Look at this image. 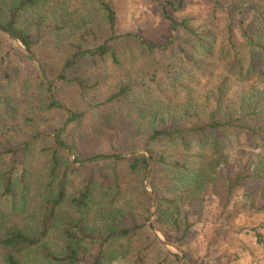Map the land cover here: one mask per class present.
<instances>
[{"label":"rangeland","instance_id":"obj_1","mask_svg":"<svg viewBox=\"0 0 264 264\" xmlns=\"http://www.w3.org/2000/svg\"><path fill=\"white\" fill-rule=\"evenodd\" d=\"M103 2L114 10L113 30ZM13 4L14 0H0L3 15ZM166 12L213 36L212 55L203 57L196 48L190 52L197 56L191 57L199 62L197 67H190L178 49L147 55L132 38L119 45L116 62L110 57H88L67 65L73 45L95 48L112 34L130 33L160 45L180 37L189 44L181 27L172 29ZM18 26L30 36L34 59L19 40L0 31V152L28 144L34 174L49 170L45 149L61 130L74 162L77 154L82 158L113 152L147 159L164 153L183 159L188 154L180 148L153 144L150 129L169 125L172 119L173 124L189 128L214 110L223 122L236 114L235 126H264V51L252 49L241 30L264 47V0H45L24 9ZM229 28L236 54L229 46ZM60 74L76 77L84 85L59 81ZM136 85L139 88L129 96L111 101L119 87ZM255 108L261 110L259 115L242 117ZM72 114L79 118L70 121ZM222 143L213 182L184 213L189 225L185 236L183 227L177 232L169 222L156 221L155 190L171 194L166 192L165 168L154 165L150 176L151 165L144 173L119 164L123 197L106 221L117 227H140L136 235L117 245L123 250L119 253L125 254L120 264H135L140 253L144 264H175L178 254L180 264H264V145L229 132ZM87 177V171L74 172L68 193L80 189ZM237 177L238 185L231 186ZM143 190L154 196V207ZM38 199L33 189L27 214L10 216L6 226L36 224L29 214ZM63 215L64 222L75 217L68 208ZM102 221V215L91 216L88 226L102 230ZM61 229L51 234L55 249L62 246Z\"/></svg>","mask_w":264,"mask_h":264},{"label":"trees","instance_id":"obj_2","mask_svg":"<svg viewBox=\"0 0 264 264\" xmlns=\"http://www.w3.org/2000/svg\"><path fill=\"white\" fill-rule=\"evenodd\" d=\"M45 0H14L13 6L6 15L0 7V30L19 40L31 53L33 51L30 36L22 31L18 26L21 12L29 7H34ZM172 8L174 5H171ZM106 20L114 29L115 17L112 5L103 2ZM169 20L173 30L181 27L189 36V44L182 41L180 37H175L172 42L165 45L154 44L141 38L138 35L112 34L104 42L90 49H82L79 45H73V56L68 64H76L88 57H98L105 59L110 57L117 61L119 45L132 38L137 46L144 50L147 55L157 53L176 52L177 49L190 61V67H197L198 61L195 55L190 56L195 48L199 50L203 57L213 54L214 39L207 32H200L191 29L186 21L178 22L171 15L164 13ZM244 39L250 47L260 48L261 44L254 43V39L247 31L241 27ZM228 41L231 50L236 54V46L233 45V34L228 29ZM193 59H192V58ZM241 66V64H236ZM59 81L74 82L83 84L76 77H69L66 74L58 75ZM155 77H151L153 80ZM139 86L119 87L116 93L111 96V101L121 100L131 94V90L138 89ZM218 96L222 95V88H219ZM52 91V90H51ZM219 103V101L217 102ZM57 103L51 102L52 106ZM261 110L257 108L251 113H243L244 116H253ZM221 121L217 110L207 114L204 121L189 128L173 124V119L169 125L153 127L149 131V140L156 145L180 148L185 152V157L174 158L172 155L166 156L164 153L150 154L147 159L143 155H131L126 157L123 153L113 152L110 154H97L95 156L82 157L76 155L72 162L68 156L69 145L62 137V130L52 137V145L45 149L49 158V170L43 175L33 173V167L28 161L30 147L28 144L19 149H8L0 152V251L2 257L0 264H120L125 261V254H120L123 250L117 246L124 240L130 239L140 230L137 225L130 228L117 227L107 223L110 210L123 197V188L118 173L120 163H127L132 171L143 170L147 172L149 165L152 166L151 174L154 172V165L165 168L168 173L167 193L160 194L155 190L158 201V208L155 212L156 221L160 224L170 223L177 232L182 229L185 236L188 229L187 215L184 213L197 198L203 188L213 182V175L217 174L216 161L222 158V141L229 133H241L244 137L251 138L255 143L264 145V126L251 127L248 124L235 126V120ZM79 118L77 114L68 117L70 121ZM239 130V132H238ZM3 157H7L4 159ZM79 163V167L75 164ZM77 170L88 172V177L83 180L80 189L68 193L67 186L71 175ZM260 169L258 172H262ZM106 171V172H105ZM257 173V172H256ZM238 180L231 184L237 186ZM35 189L38 193V204L31 211L29 216L36 224L32 225H9L6 222L12 215L27 214L28 200L31 191ZM144 197L155 206L154 196L143 190ZM70 209L74 214V220L64 222L63 212ZM102 215L103 229L96 230L88 226L91 216ZM63 224V225H62ZM32 226H34L32 228ZM62 226L60 239L62 246L55 249L51 234ZM155 230H158L155 228ZM157 240V237H154ZM175 264H180L174 255ZM135 264H144V257L140 253Z\"/></svg>","mask_w":264,"mask_h":264},{"label":"water","instance_id":"obj_3","mask_svg":"<svg viewBox=\"0 0 264 264\" xmlns=\"http://www.w3.org/2000/svg\"><path fill=\"white\" fill-rule=\"evenodd\" d=\"M0 31L3 32L2 30H0ZM25 53H27V55H29V57H31L32 59H34L33 55L31 54V52L27 48H25ZM178 258H179V260L182 263V256L178 254Z\"/></svg>","mask_w":264,"mask_h":264}]
</instances>
